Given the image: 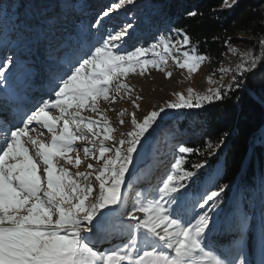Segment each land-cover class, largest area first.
<instances>
[{"label":"snow or ice","instance_id":"1","mask_svg":"<svg viewBox=\"0 0 264 264\" xmlns=\"http://www.w3.org/2000/svg\"><path fill=\"white\" fill-rule=\"evenodd\" d=\"M134 2L118 0L112 10ZM110 14L111 11H104L94 26ZM131 27L129 23L110 32L99 46L76 61L55 85L52 102H42L20 125L8 128L0 125V264H223L205 251L202 244L211 221L210 213L224 189L205 193L198 203V208L204 211H193L191 219L185 206L187 181L207 166L199 163L191 171L184 168L187 163L184 157L191 155L192 149L178 148L179 156L171 165L170 174L162 179L147 203H136L132 206L134 210L126 212L122 191L134 155L162 114L169 109L202 108L223 99L221 90L198 95L189 88L187 96L176 94L175 101L158 111H150L141 121L133 113L132 131L118 141L110 135L115 129L102 113L96 120L81 115L85 110L99 113L101 100L115 103L117 97L113 92L118 96L123 90L129 96L132 89L121 80L130 74L143 76L148 68L163 73L168 58L178 68L193 74L207 61L206 56L190 47L186 35L175 42L165 39L148 48L122 53L119 49ZM256 65L255 59L247 60L238 65V71L247 74ZM10 67L11 60L0 64V77ZM171 77L172 73L167 72L166 78ZM133 106L139 110L138 104ZM54 110L59 115H52ZM125 114L122 111L120 116ZM33 125L47 130L51 135L49 144L29 135L36 130ZM98 129L102 130V136ZM83 141L92 145L83 148L84 157L97 158L98 152L97 164L103 161V165L94 168L89 164L91 172L73 175L60 166V161L79 167L82 161L76 145ZM109 141L112 143H106ZM208 148L211 150L212 145ZM74 152L77 158L73 160L70 154ZM40 169L42 172L38 174ZM93 172L97 173L94 178L98 188L90 179ZM117 221L116 235L127 238L104 251L96 250L98 234L115 227ZM245 225L246 219H242L239 223L242 231ZM239 264L246 262L241 259Z\"/></svg>","mask_w":264,"mask_h":264},{"label":"rangeland","instance_id":"2","mask_svg":"<svg viewBox=\"0 0 264 264\" xmlns=\"http://www.w3.org/2000/svg\"><path fill=\"white\" fill-rule=\"evenodd\" d=\"M2 1L0 0V5ZM40 1L46 10L47 22L36 21L37 19L32 16L30 0H19V4L12 13V18L15 20L12 21L13 29L16 31L7 36L4 35L6 39L0 38V64L11 60L10 69L3 77H0V125L4 128L20 125L26 115L38 106H42V102H52L55 85L60 83L61 77H64L69 68L76 61H79L89 49L99 46L100 42L110 32L120 30L129 23L132 25L128 36L119 49L122 53L140 47L148 48L165 39L175 42L186 35L184 32L177 34L174 31L170 33L155 32L156 25H158L155 15L164 1L135 0L133 4L126 5L119 10H112L118 0ZM104 11H111V14L100 21L98 26H94ZM28 21H30L29 26L26 25ZM56 22L62 25L67 24V27L72 29L73 34L69 37L65 33L58 34V30L55 28ZM31 26H35V30H31ZM177 47H179L178 44ZM244 55L238 48L229 45L225 59L220 66L216 67L207 57V61L193 74L178 68L172 59L168 58L166 70L163 73L148 68L143 76L138 73L130 74L126 79L121 80L122 83H126L132 89V92L129 93L130 98L124 95L123 90L118 96L113 92V96L117 97L115 103L101 100L98 102L99 113L85 110L81 112V115L87 119L96 120L100 118L102 113L115 129L110 135L116 137L118 141L121 138H126L127 133L132 131L131 118L133 113H135L136 119L141 121L150 111H158L161 106L175 101L176 94L183 93L187 96L189 88L198 95L214 93L217 89L221 90V94L222 91L229 90L235 84L236 76L241 75L238 71V65L246 61ZM167 72L172 73L170 79L166 78ZM209 79L211 83L208 82ZM115 87L116 85H113V89ZM136 97L141 99H136ZM134 103L139 105V110L133 106ZM193 109L197 108L167 110L147 134L146 139L142 141L138 154L134 155L133 163L126 176V187L122 189L127 204L126 212L134 210L131 205V200L134 199L132 188L138 185L143 186L149 180H142V178L146 174L144 167L147 161L157 158L159 153L158 148H160L161 140L158 136V130L170 119L181 120L183 112ZM122 111L126 113L124 116H120ZM51 114L59 115V112L54 110ZM121 120L124 121L123 124H121ZM32 127L36 128L35 131L29 132L33 139L45 144L51 142V135L46 129H41L35 125ZM98 131L102 136V130L98 129ZM89 139L93 138L89 135ZM106 143L111 144L112 142ZM91 146L88 141L76 145L79 151V159L82 161L79 167H73L64 161H60V166L73 175L77 172H91L88 168L89 164L93 165L94 168L102 166L103 161H100L99 165L97 164L98 152L96 153L97 158L84 157L83 148ZM29 152L30 154L33 152L31 147H29ZM70 155L73 160L77 158L75 152ZM163 157L162 152L160 158ZM165 159H171L170 167L175 160L169 156ZM220 161L221 159L212 167L211 173L206 174L199 184L197 183L198 178H200L199 175L189 181L191 189L189 192L187 191V200L185 201V205H188L189 219L192 217L193 211L196 213L204 211L198 208V203L201 202V197L205 193L210 194V191H213L214 182L221 173L213 184L206 188L204 186L212 172L218 168L222 169V165L219 164ZM41 172L42 169L38 170V174ZM96 174L93 172L90 179L92 185L98 188V182L94 178ZM144 195V193L139 195V199L143 200L142 203L151 200H144ZM210 216L211 221L202 244L205 251H209L223 264H230L233 260L239 264L241 259L246 264H264V242L260 263V256L256 252L257 239L255 233L257 227L255 224L258 222L259 216L255 215L248 218L243 231L239 227L240 222L235 220V216L227 213L226 206L224 209L214 210ZM109 229L112 231L110 236L106 233V230ZM118 231L119 222L117 221L115 227H109L99 233L96 250L104 251L113 245L120 244L122 239L127 238L116 235Z\"/></svg>","mask_w":264,"mask_h":264},{"label":"trees","instance_id":"3","mask_svg":"<svg viewBox=\"0 0 264 264\" xmlns=\"http://www.w3.org/2000/svg\"><path fill=\"white\" fill-rule=\"evenodd\" d=\"M30 1L32 16L37 21L47 22L41 1ZM157 1L164 3L155 15L158 20L155 32H184L190 47L209 57L216 67L224 61L229 45L243 52L246 61L255 59L257 65L253 71L237 75L233 87L222 91L223 99L183 112L181 120L170 119L158 130L161 140L159 153L157 158L145 164L146 174L142 180H149L143 182V186L132 188L134 199L131 205L143 202L137 194L144 193V200L152 198L162 179L170 174L171 159L165 158L176 159L179 147L193 150L191 155L184 157L186 170H193L192 166L199 163L207 165L195 175L200 176L198 184L221 159L224 173L213 185V190L223 188L224 191L215 210L227 206L233 187L242 176L230 215L236 214L238 222L259 216L255 236L260 263L264 242V136L257 137L251 154L250 150L252 137L264 128V0H152ZM18 4L19 0L1 2L0 38L6 39L16 31L12 13ZM26 25L29 26L30 21ZM55 28L59 32L73 33L72 29L58 22ZM30 29L35 30V26ZM209 144L212 145L211 150ZM162 152L164 157L160 158ZM187 183L189 192L191 184ZM106 233L110 236L112 231L109 229Z\"/></svg>","mask_w":264,"mask_h":264},{"label":"water","instance_id":"4","mask_svg":"<svg viewBox=\"0 0 264 264\" xmlns=\"http://www.w3.org/2000/svg\"><path fill=\"white\" fill-rule=\"evenodd\" d=\"M259 136H264V128H263L262 130H260L258 133H256V134L252 137V139H251V150H250V154H251V151H252L253 143H254L255 139H256L257 137H259ZM221 164H222V172H221V174H223V173H224V165H223V162H222ZM209 173H211V172H209ZM221 174H220V175H221ZM219 177H220V176H219ZM241 179H242V176H240L238 182H237V183L234 185V187H233V191H232L231 197L229 198L230 200H229V202H228V204H227V206H226L227 213H230V208H231V206H232L233 200H236V197H237V191H238V187H239V184H240ZM217 180H218V179H217ZM217 180H216V181H217ZM216 181L214 182V185H215ZM234 210H236V205H235V209H234ZM236 219H237V217H236V214H235V220H236Z\"/></svg>","mask_w":264,"mask_h":264},{"label":"bare ground","instance_id":"5","mask_svg":"<svg viewBox=\"0 0 264 264\" xmlns=\"http://www.w3.org/2000/svg\"><path fill=\"white\" fill-rule=\"evenodd\" d=\"M221 171H222L221 168H218L216 171L212 172V174H210V176L208 177L204 187L206 188V187L210 186L211 184H213V182L219 176ZM185 206H186V208L188 207V205H185Z\"/></svg>","mask_w":264,"mask_h":264}]
</instances>
